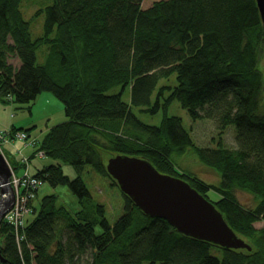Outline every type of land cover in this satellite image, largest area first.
<instances>
[{"label": "trees", "instance_id": "1", "mask_svg": "<svg viewBox=\"0 0 264 264\" xmlns=\"http://www.w3.org/2000/svg\"><path fill=\"white\" fill-rule=\"evenodd\" d=\"M142 2L53 0L38 12L45 13V33L34 38L23 0H0V98L27 105L48 92L64 104L67 119L52 126L37 149L59 162L37 175L54 187L68 185L80 205L71 213L55 194L43 197L23 231L21 251L14 229L2 222L0 264H66L88 248L90 264H264V225L256 227L264 223V23L257 0H158L146 9ZM43 46L46 60L39 64ZM13 55L19 68L9 62ZM173 73L177 84L163 85L154 104L159 108L169 91L161 124L144 123L133 106H152L159 81ZM127 90L130 102L123 100ZM174 100L192 120L216 123V148L196 145L182 119L167 114ZM231 125L236 148L224 142ZM189 149L221 176L219 186L176 170L177 157ZM119 154L148 159L209 199L217 191L216 207L252 249L186 236L145 215L126 194L124 213L112 224L105 205L93 199L81 175L65 174L64 163L80 173L89 164L117 185L106 166ZM237 191L254 195L256 207L242 205ZM59 220L74 230V243L57 239Z\"/></svg>", "mask_w": 264, "mask_h": 264}, {"label": "rangeland", "instance_id": "2", "mask_svg": "<svg viewBox=\"0 0 264 264\" xmlns=\"http://www.w3.org/2000/svg\"><path fill=\"white\" fill-rule=\"evenodd\" d=\"M155 1L158 0H143L142 8L146 9L150 7ZM52 3L53 0H23L21 8L24 14V18L30 22L31 33L34 38L40 37L45 33V13L38 12H40V10L42 9H45L46 6ZM46 55L47 47L43 46L37 51V63H44L46 60ZM9 62L12 63L16 68H19L21 66V61L16 55L11 56ZM262 65L264 69V58H262ZM176 76V73H173L169 78H163L159 81V84L152 96V106H144L142 108L138 106H133L134 113L144 123L151 125L161 124L164 114L163 104L165 102V97L169 95V91H166L163 96H160L161 105L159 106V108L156 109L154 104L163 85L169 84L175 86L177 84ZM119 91L120 88H117L110 91V93H116ZM44 93L52 95L48 92ZM40 96L41 95H39V98L31 104L21 105L19 103H14L13 106L15 107L16 112H18L21 116H25L26 118H29V120L33 121L31 124L32 127H34V129L32 130L33 134L39 135L40 138H42L48 122L50 123V125H56L65 121L67 117L65 114L64 104L54 95L52 96L55 97L57 102L62 105L61 107L57 106L54 103L47 105L45 102L42 101L43 97L40 99ZM123 100H125L126 102H130V91L127 90L124 92ZM261 107L264 110V89L263 99L261 100ZM50 113L51 115L48 116ZM167 114L169 116H177L182 119L185 129L189 131L196 145L203 148L217 147L215 141L219 131L216 123L213 120H192L187 110L182 107L181 103L178 100H174L168 106ZM224 142L229 148L238 147L234 125L229 126L225 130ZM36 146H39V144H37ZM4 151L6 152V156L11 162V164L17 167L18 164L15 163L11 150L9 148L4 147ZM34 159L35 160H33L32 162L33 172L42 168V166L59 162L58 160L47 156L44 158H38V156H36ZM176 161L178 164V168L176 170L183 173L188 172L195 177H199L208 184H213L217 186L220 185L221 176L211 166L202 162L198 158V156L193 152L192 149H189L184 155L177 157ZM16 171L18 174H21L23 172V168L18 167ZM64 172L70 178H76L77 176L81 175L82 179L90 190L94 200L100 204L105 205L106 215L112 224L115 223L116 220L123 215L124 193L121 191L118 183L116 185L110 176L97 173L89 164H87L84 170L80 173L78 172L77 168H75L73 165L69 163H64ZM217 193L218 192L214 190L213 192H210V194L208 193V195H210L209 197L211 200L217 201V198L219 197ZM52 194H55L57 196V203L59 206L66 207L71 213H75L79 210L80 205L77 203L76 196L68 185H58L54 187L46 181L40 187L38 196L34 200V206L37 209V212L41 208V202L43 197ZM237 196L240 203L249 209L255 208L258 203L257 198L252 194L237 191ZM37 212L35 214L30 215L29 219H34ZM64 224V220H59L57 222L56 228L58 230V233H63L64 231H66ZM263 225L264 223L260 222L256 224V227L261 228ZM98 231L100 232V228H98ZM64 235V237L66 238L67 232ZM87 250L88 251L83 255H76L73 260L68 261L66 264H90V262H92L93 260V249L88 248Z\"/></svg>", "mask_w": 264, "mask_h": 264}, {"label": "water", "instance_id": "3", "mask_svg": "<svg viewBox=\"0 0 264 264\" xmlns=\"http://www.w3.org/2000/svg\"><path fill=\"white\" fill-rule=\"evenodd\" d=\"M264 23V0H257ZM108 173L121 191L131 197L147 215L168 220L181 233L226 248L252 249L228 224L215 202L187 180L160 172L142 157L115 155L108 159ZM12 169L0 152V226L15 201L10 184ZM5 261L0 247V263Z\"/></svg>", "mask_w": 264, "mask_h": 264}, {"label": "crops", "instance_id": "4", "mask_svg": "<svg viewBox=\"0 0 264 264\" xmlns=\"http://www.w3.org/2000/svg\"><path fill=\"white\" fill-rule=\"evenodd\" d=\"M41 98H42V101L45 102L47 105L54 103L57 106H60V107L62 106L59 102H57L56 98L50 94L42 93L40 96V99ZM9 101H12V100L9 99L7 102H5L2 98H0V130H4L7 132L8 141L6 142V145H7L6 148H9L11 150L15 163L20 164V160L23 154L27 156H35L34 153L38 149L39 146L26 145L24 141H19V140L16 141V139H13L14 134L16 133L17 130H20L21 128H25V129L31 128L32 127L31 124L33 121L29 120V118H26L25 116H21L18 112H16L15 107L13 106L15 102L13 101L9 102ZM50 115L51 113L48 116ZM46 126L47 127L44 130L45 132L43 131L44 135L54 125H50V123L48 122ZM29 136H31V138L33 139L34 138L38 139V141L43 138V137L40 138L39 135L33 134L32 131L29 133ZM18 150L19 152H17ZM33 160L35 159L33 158ZM57 163H54V164H57ZM219 198H220V195L217 199Z\"/></svg>", "mask_w": 264, "mask_h": 264}, {"label": "bare ground", "instance_id": "5", "mask_svg": "<svg viewBox=\"0 0 264 264\" xmlns=\"http://www.w3.org/2000/svg\"><path fill=\"white\" fill-rule=\"evenodd\" d=\"M29 32H30V34H31V36L33 37V35H32V33H31V27L29 28ZM7 145H6V143H0V152L2 153V155L4 156V158L7 160V162L9 163V165L11 166V169H12V175H11V178H10V184L12 185V187L14 188V193H15V201H14V204H13V206L10 208V210L4 215V217H8L9 216V214L14 210V208H15V205H16V203H17V200H18V195L19 194H22V195H24L25 197H26V199H27V204H28V206L31 208L30 210H29V212H27V213H25V215L23 216V218H22V224L24 225V226H27L31 221H33V219L31 220V219H29V216L30 215H32V214H35L36 212H37V209L35 208V206H34V200L37 198V196H38V192H39V189H40V187L46 182L43 178H41V177H39L38 175H37V173H38V171L39 170H42V169H44L45 167H47V166H49V165H52V164H48V165H46V166H42V168H40V169H38L37 171H32V162H33V158H35L36 156H27V155H22V158H21V160H20V164H18V166L17 167H15V166H13L12 164H11V162L9 161V159L7 158V156H6V152L4 151V147H6ZM17 152H19V150L17 151ZM16 152V153H17ZM21 152V151H20ZM18 167H22L23 168V172L21 173V174H18L17 173V168ZM25 172H28L31 176H33L34 178H36L38 181H39V184L35 187V188H33V189H31L29 192H27L26 190H23V189H21V187H17L16 185H15V183H14V178L15 177H20V176H22ZM48 182V181H47ZM0 189H1V187H0ZM1 192V191H0ZM31 194V195H30ZM30 195V196H29ZM47 196V195H46ZM94 199V198H93ZM133 200V199H132ZM134 201V200H133ZM135 203V202H134ZM136 204V203H135ZM137 205V204H136ZM138 206V205H137ZM39 212V211H38ZM38 212H37V214H38ZM143 212V211H142ZM144 213V212H143ZM37 214H36V216H37ZM145 214V213H144ZM145 215H147V214H145ZM35 216V217H36ZM34 217V218H35ZM149 217L150 218H161V219H164V220H166V221H168L167 219H165V218H162V217H160V216H157V215H149ZM4 220V219H3ZM67 232V237L65 238L64 236V234ZM180 232V231H179ZM185 235V234H184ZM74 236H75V233H74V230H72V229H66V231H64L63 233H61V234H57V239H59V240H61V241H63V242H65V243H74ZM186 236H188V235H186ZM191 237V236H190ZM198 239V238H197ZM17 240V244H18V248H19V250L21 251L22 250V248H21V241H22V239H20V240H18V239H16ZM201 240V239H200ZM213 244H215V243H213ZM75 246L77 245V243L75 242V244H74ZM218 245V244H217ZM220 246V245H219ZM223 247V246H222ZM233 249H235V248H233ZM239 249H241V248H239ZM244 249V248H243ZM249 250V249H248ZM22 253V252H21ZM21 257H23V255H21Z\"/></svg>", "mask_w": 264, "mask_h": 264}, {"label": "built area", "instance_id": "6", "mask_svg": "<svg viewBox=\"0 0 264 264\" xmlns=\"http://www.w3.org/2000/svg\"><path fill=\"white\" fill-rule=\"evenodd\" d=\"M10 99L12 98L10 97ZM13 139H16V141H24L26 145H37V140L35 138H30L28 133L25 131H17L14 134ZM7 141V132L4 130H0V143H6ZM34 154L35 156L41 158L46 157L45 152L42 150H36ZM14 183L17 187H21V189L29 192L31 189L35 188L39 184V181L33 176H31L28 172H25L22 176L15 177ZM30 209L31 208L27 204L26 197L22 194H19L14 210L9 214L8 217H4L3 221L14 229L16 239L18 240L23 239V231L26 226L22 224V218L25 213L29 212Z\"/></svg>", "mask_w": 264, "mask_h": 264}]
</instances>
